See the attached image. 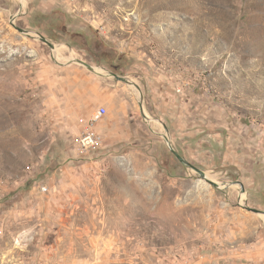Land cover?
Here are the masks:
<instances>
[{
  "label": "rangeland",
  "instance_id": "obj_1",
  "mask_svg": "<svg viewBox=\"0 0 264 264\" xmlns=\"http://www.w3.org/2000/svg\"><path fill=\"white\" fill-rule=\"evenodd\" d=\"M244 205L264 210V0H0V264H264Z\"/></svg>",
  "mask_w": 264,
  "mask_h": 264
},
{
  "label": "water",
  "instance_id": "obj_2",
  "mask_svg": "<svg viewBox=\"0 0 264 264\" xmlns=\"http://www.w3.org/2000/svg\"><path fill=\"white\" fill-rule=\"evenodd\" d=\"M11 24H12V25H13V26H14L19 32H21V33H23V34H25V35H27V36H31L32 38H38V39H39L40 41H42L43 43L47 44L48 47H49L51 50H53V51L55 50V45L52 44L51 42H49V41H48L45 37H43L42 35H40V34H36L37 37H33L32 35H30V32H29V31H26V30H24V29H21V28L16 27V26L14 25L13 22H11ZM71 62H75V63H78V64H80V65H83V66H85V67H86L89 71H91V72H94V73L97 72V68H96V67H94V66L88 64L87 62H85V61L82 60V59H74V60H71L69 63H71ZM98 74H99V73H98ZM107 76H109V77H113L116 81H121V82L126 83V84H128V85H133V86H135L137 89H139V87H138L136 84L131 83V81H130L128 78L124 77V76H119V75H117V74H115V73H113V72H108V73H107ZM139 106H140V112H141L142 117H143L144 119H147L148 117H147L146 114L144 113V110H143V107H142V103H139ZM167 139H168V138H166L167 144L170 146V144H169V142H168ZM170 151H172V153L176 156V158H177L181 163L186 164L188 167H190L191 169H193L194 171H196V172L199 174L200 178L206 180L208 183H210L211 185H213V186H215V187H218V186H219L218 183H216V182H214V181L208 179V178L206 177L205 173H204L202 170L198 169L197 167H195V166L192 165L191 163L187 162V161H186L183 157H181L176 151H174V149H173L172 147H170ZM234 183H235V184H238V185L240 186L241 191L244 192V186H243V184H242L240 181H235ZM244 208H245L246 210H249V211L254 212V213H256V214H263V215H264V210L256 209V208H253V207H249V206H247V205H244Z\"/></svg>",
  "mask_w": 264,
  "mask_h": 264
},
{
  "label": "built area",
  "instance_id": "obj_3",
  "mask_svg": "<svg viewBox=\"0 0 264 264\" xmlns=\"http://www.w3.org/2000/svg\"><path fill=\"white\" fill-rule=\"evenodd\" d=\"M177 92H181V89H176ZM106 114V109L100 107L96 111L91 113V117L88 121V127H86L82 133L77 137V145L81 151L91 152L98 150L102 145V136L99 135L94 129L93 125L102 119Z\"/></svg>",
  "mask_w": 264,
  "mask_h": 264
},
{
  "label": "crops",
  "instance_id": "obj_4",
  "mask_svg": "<svg viewBox=\"0 0 264 264\" xmlns=\"http://www.w3.org/2000/svg\"><path fill=\"white\" fill-rule=\"evenodd\" d=\"M150 84L154 85L155 92H156L155 97H157V99L161 98L162 101H164V103H167L168 107L173 109L174 111L177 109H180V108H177L175 105V102H173V99L176 98V95H174V91H173L174 87L170 83L168 84L164 79L160 77V79H157V82L155 83L151 82ZM106 104L109 105L107 102ZM121 106H122L121 107V110H122L124 108L123 103ZM114 115H115L114 112L110 113L106 117V121L114 120L113 119ZM116 120H119L121 122L125 121L123 110L120 113V117H117Z\"/></svg>",
  "mask_w": 264,
  "mask_h": 264
},
{
  "label": "bare ground",
  "instance_id": "obj_5",
  "mask_svg": "<svg viewBox=\"0 0 264 264\" xmlns=\"http://www.w3.org/2000/svg\"><path fill=\"white\" fill-rule=\"evenodd\" d=\"M65 51H66V48L64 47V45H58L55 50V55L58 57V55L63 54ZM97 69L100 70L99 68Z\"/></svg>",
  "mask_w": 264,
  "mask_h": 264
}]
</instances>
